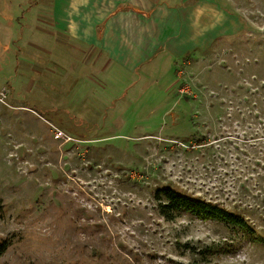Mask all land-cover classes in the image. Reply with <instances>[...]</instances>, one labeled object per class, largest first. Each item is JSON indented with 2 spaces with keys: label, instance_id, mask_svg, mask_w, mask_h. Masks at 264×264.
<instances>
[{
  "label": "rangeland",
  "instance_id": "1",
  "mask_svg": "<svg viewBox=\"0 0 264 264\" xmlns=\"http://www.w3.org/2000/svg\"><path fill=\"white\" fill-rule=\"evenodd\" d=\"M215 1L238 31L129 74L29 49L31 1L0 0V264H264V0ZM164 188L252 237L166 219Z\"/></svg>",
  "mask_w": 264,
  "mask_h": 264
},
{
  "label": "crops",
  "instance_id": "2",
  "mask_svg": "<svg viewBox=\"0 0 264 264\" xmlns=\"http://www.w3.org/2000/svg\"><path fill=\"white\" fill-rule=\"evenodd\" d=\"M30 1L16 32L19 40L27 39L26 47L50 56L65 49L81 62L87 55L91 63L105 57L101 71L120 67L132 74L155 61L183 59L240 26L215 0ZM75 64L69 62V74L78 72Z\"/></svg>",
  "mask_w": 264,
  "mask_h": 264
},
{
  "label": "trees",
  "instance_id": "3",
  "mask_svg": "<svg viewBox=\"0 0 264 264\" xmlns=\"http://www.w3.org/2000/svg\"><path fill=\"white\" fill-rule=\"evenodd\" d=\"M155 198L160 201L162 215L166 219H171L172 214L175 212H186L201 221H218L235 226L247 236L252 237L253 230L243 217L212 202L192 198L170 188L158 190ZM7 248V242L0 243V257L6 252Z\"/></svg>",
  "mask_w": 264,
  "mask_h": 264
},
{
  "label": "built area",
  "instance_id": "4",
  "mask_svg": "<svg viewBox=\"0 0 264 264\" xmlns=\"http://www.w3.org/2000/svg\"><path fill=\"white\" fill-rule=\"evenodd\" d=\"M57 136H58V137L62 136V133H61V132H58V133H57Z\"/></svg>",
  "mask_w": 264,
  "mask_h": 264
}]
</instances>
